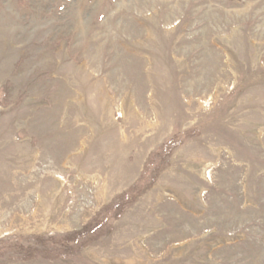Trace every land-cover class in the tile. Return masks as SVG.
<instances>
[{"label": "rangeland", "instance_id": "374dc122", "mask_svg": "<svg viewBox=\"0 0 264 264\" xmlns=\"http://www.w3.org/2000/svg\"><path fill=\"white\" fill-rule=\"evenodd\" d=\"M0 264H264V0H0Z\"/></svg>", "mask_w": 264, "mask_h": 264}]
</instances>
